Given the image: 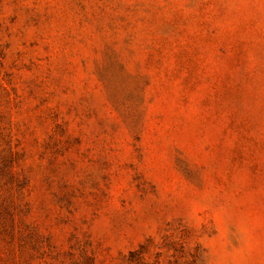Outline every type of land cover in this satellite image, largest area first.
<instances>
[{
  "label": "rangeland",
  "instance_id": "obj_1",
  "mask_svg": "<svg viewBox=\"0 0 264 264\" xmlns=\"http://www.w3.org/2000/svg\"><path fill=\"white\" fill-rule=\"evenodd\" d=\"M0 264H264V0H0Z\"/></svg>",
  "mask_w": 264,
  "mask_h": 264
}]
</instances>
